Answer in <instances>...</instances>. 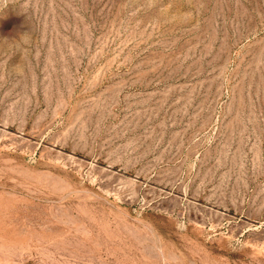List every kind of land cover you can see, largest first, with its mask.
<instances>
[{
	"label": "rangeland",
	"instance_id": "374dc122",
	"mask_svg": "<svg viewBox=\"0 0 264 264\" xmlns=\"http://www.w3.org/2000/svg\"><path fill=\"white\" fill-rule=\"evenodd\" d=\"M0 264H264V0H0Z\"/></svg>",
	"mask_w": 264,
	"mask_h": 264
}]
</instances>
